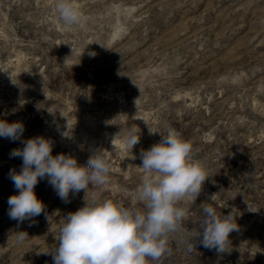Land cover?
I'll use <instances>...</instances> for the list:
<instances>
[{"label": "rangeland", "instance_id": "rangeland-1", "mask_svg": "<svg viewBox=\"0 0 264 264\" xmlns=\"http://www.w3.org/2000/svg\"><path fill=\"white\" fill-rule=\"evenodd\" d=\"M74 2L82 27L61 21L56 0H0V120L22 122L21 140L46 137L53 155L80 164L99 151L108 182L65 203L41 180L46 214L18 224L7 201L22 159L10 152L23 144L0 137V264H53L64 218L85 200L143 209L140 153L167 128L192 145L208 179L181 202L188 217L151 264H264V0ZM132 127L140 142L130 150L118 133ZM207 205L236 217L223 253L198 238L187 250Z\"/></svg>", "mask_w": 264, "mask_h": 264}, {"label": "clouds", "instance_id": "clouds-1", "mask_svg": "<svg viewBox=\"0 0 264 264\" xmlns=\"http://www.w3.org/2000/svg\"><path fill=\"white\" fill-rule=\"evenodd\" d=\"M55 8L65 25L83 26L81 10L74 0H56ZM24 130L22 122L0 120V137L18 141ZM159 133L160 141L140 153L145 175L136 199L143 209L132 210L111 199L85 200L83 207L64 218L58 246L49 252L53 264H151L170 252L169 235L188 217V210L179 205L186 197L195 201L208 176L205 167L193 160L192 145L178 132L167 128ZM118 134L130 150L140 142L136 127ZM21 143L23 147L10 152V158L22 159L20 170L9 172L18 194L7 201L9 218L18 224L45 213V205L35 192L41 180H46L65 203L70 202V194L81 190L86 193L89 185L108 182L110 164L99 151L80 164L70 154L53 155L52 141L46 137L36 136ZM202 211L199 232L189 238L187 250H195L194 238H198L204 248L225 252L231 243L230 233L239 230L236 217L220 216L211 205ZM16 236L22 243L27 233L16 232Z\"/></svg>", "mask_w": 264, "mask_h": 264}]
</instances>
